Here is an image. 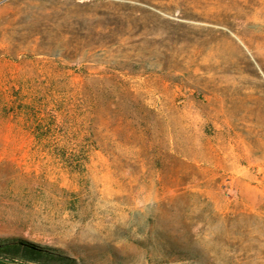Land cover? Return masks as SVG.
<instances>
[{
	"label": "rangeland",
	"instance_id": "1",
	"mask_svg": "<svg viewBox=\"0 0 264 264\" xmlns=\"http://www.w3.org/2000/svg\"><path fill=\"white\" fill-rule=\"evenodd\" d=\"M7 239L264 264V0H0Z\"/></svg>",
	"mask_w": 264,
	"mask_h": 264
},
{
	"label": "trees",
	"instance_id": "2",
	"mask_svg": "<svg viewBox=\"0 0 264 264\" xmlns=\"http://www.w3.org/2000/svg\"><path fill=\"white\" fill-rule=\"evenodd\" d=\"M26 260L54 264L55 261H70L67 257L50 248L38 247L35 243L24 240H0V260Z\"/></svg>",
	"mask_w": 264,
	"mask_h": 264
},
{
	"label": "water",
	"instance_id": "3",
	"mask_svg": "<svg viewBox=\"0 0 264 264\" xmlns=\"http://www.w3.org/2000/svg\"><path fill=\"white\" fill-rule=\"evenodd\" d=\"M12 264H30L29 262H24L22 260L14 259V260H7Z\"/></svg>",
	"mask_w": 264,
	"mask_h": 264
},
{
	"label": "crops",
	"instance_id": "4",
	"mask_svg": "<svg viewBox=\"0 0 264 264\" xmlns=\"http://www.w3.org/2000/svg\"><path fill=\"white\" fill-rule=\"evenodd\" d=\"M0 264H12V263H10V262L7 261V260H0Z\"/></svg>",
	"mask_w": 264,
	"mask_h": 264
}]
</instances>
